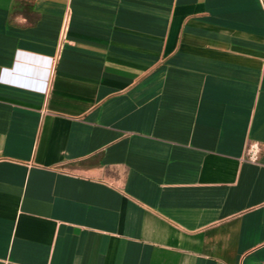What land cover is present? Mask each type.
Listing matches in <instances>:
<instances>
[{
    "label": "crops",
    "instance_id": "0c3cea01",
    "mask_svg": "<svg viewBox=\"0 0 264 264\" xmlns=\"http://www.w3.org/2000/svg\"><path fill=\"white\" fill-rule=\"evenodd\" d=\"M0 264H264V0H0Z\"/></svg>",
    "mask_w": 264,
    "mask_h": 264
},
{
    "label": "built area",
    "instance_id": "2783aa9c",
    "mask_svg": "<svg viewBox=\"0 0 264 264\" xmlns=\"http://www.w3.org/2000/svg\"><path fill=\"white\" fill-rule=\"evenodd\" d=\"M66 29V25L64 26L63 33H62V38H64V32ZM259 153H260V145L258 142H249L245 148V158L250 160V161H257L259 158Z\"/></svg>",
    "mask_w": 264,
    "mask_h": 264
}]
</instances>
